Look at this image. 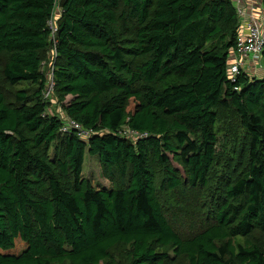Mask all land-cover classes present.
<instances>
[{
    "label": "trees",
    "instance_id": "obj_1",
    "mask_svg": "<svg viewBox=\"0 0 264 264\" xmlns=\"http://www.w3.org/2000/svg\"><path fill=\"white\" fill-rule=\"evenodd\" d=\"M238 22L231 0H0V264H116L118 247L124 264H264V46L263 75L231 82ZM220 109L245 170L213 186ZM85 148L109 187L82 176ZM187 188L208 208L185 234L161 195Z\"/></svg>",
    "mask_w": 264,
    "mask_h": 264
},
{
    "label": "rangeland",
    "instance_id": "obj_2",
    "mask_svg": "<svg viewBox=\"0 0 264 264\" xmlns=\"http://www.w3.org/2000/svg\"><path fill=\"white\" fill-rule=\"evenodd\" d=\"M233 3V1L231 0ZM51 53L48 52V59L50 60ZM43 64V61H42ZM262 75H255L256 78ZM2 77L0 76V84L4 86L2 82ZM55 106V105H53ZM50 111L55 112V114H63L59 106L52 107L49 105ZM219 122L217 129V142L215 148V160L212 172L210 174L211 184L213 186L221 185L218 181V177L222 174L232 176L237 174H242L245 170V154L244 147L241 153L238 151L239 146H234L232 148L231 142L235 134H241L237 129V118L234 112L230 109L219 110ZM245 141V140H244ZM173 165L180 170V167L173 162ZM82 176L87 178L95 188H107L110 186V180L103 176L101 166L98 162L96 155H91L85 148L83 153V163H82ZM178 191L172 192L170 194H164L162 200L165 204L166 212L168 213L169 220L171 221L173 227L182 232L190 233L193 228L196 230L199 225H205L202 222L204 217V210H207V205L205 206L201 198L202 195L197 192L195 188H187V190L177 189ZM206 204V203H205ZM186 214H191V219L186 216ZM254 238H257L259 243L264 244V237L260 233H255ZM234 241L242 242L243 238L236 237ZM124 247H118L112 251L113 259L116 264H124L123 258Z\"/></svg>",
    "mask_w": 264,
    "mask_h": 264
},
{
    "label": "built area",
    "instance_id": "obj_3",
    "mask_svg": "<svg viewBox=\"0 0 264 264\" xmlns=\"http://www.w3.org/2000/svg\"><path fill=\"white\" fill-rule=\"evenodd\" d=\"M235 6L238 17V25L236 30L235 47L229 54L227 61V78L233 82L240 72H245L248 75L254 73V60L260 58L264 46V9L261 5L251 0H232ZM57 2V0H56ZM55 10L59 11L58 4ZM261 15L263 19L261 20ZM52 17L48 20L51 28V33H54L56 28L53 24ZM49 83L43 92V97L47 98L52 90V77L49 76ZM64 117V116H61ZM62 133H73L80 138L86 139L91 133V129L83 128L77 121L70 117H64L60 126ZM123 134L131 139L141 137L134 131H125Z\"/></svg>",
    "mask_w": 264,
    "mask_h": 264
},
{
    "label": "crops",
    "instance_id": "obj_4",
    "mask_svg": "<svg viewBox=\"0 0 264 264\" xmlns=\"http://www.w3.org/2000/svg\"><path fill=\"white\" fill-rule=\"evenodd\" d=\"M247 1V0H246ZM251 1H255L257 4L261 5L263 7V5L261 4V0H251ZM264 9V7H263ZM263 19L262 15H261V20ZM254 73H253V76L255 77V75H263V68H262V65H261V59L260 58H256L254 60Z\"/></svg>",
    "mask_w": 264,
    "mask_h": 264
}]
</instances>
